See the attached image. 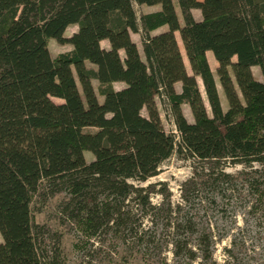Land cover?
Instances as JSON below:
<instances>
[{"label":"trees","instance_id":"16d2710c","mask_svg":"<svg viewBox=\"0 0 264 264\" xmlns=\"http://www.w3.org/2000/svg\"><path fill=\"white\" fill-rule=\"evenodd\" d=\"M175 2L179 15L173 0H0V264H60L57 255L43 261L38 254L31 221L34 196L66 192L62 212L87 240L111 232L122 244L148 248L150 233L139 231L129 202L161 209L150 205V187L131 181L156 176L175 153L201 171L213 170L200 184L209 188L220 179L234 188L226 164L264 168V0ZM135 4L159 10L138 16ZM193 9L200 10V21ZM71 25L77 31L65 37ZM164 26L165 31L151 34ZM130 33L141 35L143 57ZM51 39L72 49L52 57ZM103 40L109 49L101 47ZM207 51L217 62L225 111ZM254 66L263 81L252 75ZM116 82L125 87L115 90ZM157 96L168 104L177 143L162 127ZM183 104L192 123L182 113ZM84 152L93 155L91 162ZM247 186L259 201L264 183L253 178ZM189 213L169 223L175 264L212 257L211 232L203 231L196 242L198 255L190 247L185 234L197 223ZM228 264H239L231 248Z\"/></svg>","mask_w":264,"mask_h":264},{"label":"rangeland","instance_id":"374dc122","mask_svg":"<svg viewBox=\"0 0 264 264\" xmlns=\"http://www.w3.org/2000/svg\"><path fill=\"white\" fill-rule=\"evenodd\" d=\"M135 10L140 16L142 12ZM176 10L179 15L178 8ZM76 31L77 26L71 25L66 29L64 36L69 37ZM132 35L143 57L141 35L139 33ZM176 40L186 69L190 73L178 33ZM104 44L102 47L106 45ZM48 49L51 56L55 57L60 53L70 51L72 47L68 44H58L51 39ZM209 56L211 59L209 66L216 81L222 109L225 111L227 103L215 75L217 62L212 53ZM251 72L256 80L263 81L258 67H252ZM92 84L98 101L102 102L103 98L98 94L97 81L93 80ZM197 84L206 111L210 116V109L199 79H197ZM124 87L125 84L121 82L113 84L115 90ZM175 90L180 91V83L175 85ZM52 100L55 103L62 102L56 98ZM155 102L165 133L174 136V141L177 143L179 134L175 129L165 98L157 96ZM181 110L185 119L192 123L193 118L189 106L183 104ZM141 115L147 116L145 109H142ZM89 131H94V129ZM84 159L89 163L93 160V155L90 152H84ZM197 165L199 164L183 156L179 157L175 153L161 164L156 176L142 183L130 182L138 188L150 187L149 203L161 209L160 212L144 210L133 200L129 202L128 209L135 219L138 218L139 231L150 233L152 245L148 248L144 246V243L140 246L132 245V243L122 244L120 237L114 236L111 232L101 233L97 239L87 240L85 235L78 231L77 226L70 222L62 212L64 203L69 198L66 192L55 195L46 192L44 195L34 196L31 205V221L40 258L45 261L57 255L60 264H175L171 244L173 230L169 223L174 224L178 216L190 210L189 216L197 223L195 231L185 234L192 250L197 254L195 244L203 231L211 232L215 244L210 260L203 261L196 258L191 261L184 260L182 264H200V262L202 264H228V249L230 248L232 253L238 257L239 264H264V194H261L259 201H256L257 196L252 195L247 186L253 178L264 183V168L258 164H253L252 168L232 167L226 164L224 172L232 176L234 188L230 187L228 179H220L214 187L209 188L200 184L208 180L213 170L201 171L200 166ZM196 166L197 174L193 171ZM208 166L204 164L205 168ZM254 170H257V173H254ZM194 183L199 185H196L197 190L194 195H191L190 190ZM184 196L191 200V203L185 201ZM212 200L214 202H211ZM177 206L181 207L179 213L175 210ZM0 243H2L1 236ZM234 243L236 245L232 247Z\"/></svg>","mask_w":264,"mask_h":264},{"label":"crops","instance_id":"0c3cea01","mask_svg":"<svg viewBox=\"0 0 264 264\" xmlns=\"http://www.w3.org/2000/svg\"><path fill=\"white\" fill-rule=\"evenodd\" d=\"M200 1V0H199ZM173 2H174V5H175V8H177L176 7V2H175V0H173ZM134 8L135 9H137V10H139V12H142L141 14H146V13H152V12H155V11H158L159 10V6H145V5H141V6H138V5H134ZM177 11V10H176ZM191 13H192V16H193V18L196 20V21H200L201 20V12H200V10H198V9H193V10H191ZM166 30V27L164 26V27H161V28H159V29H157L156 31H153L151 34L152 35H155V34H159V33H161V32H163V31H165ZM132 34H138V33H130V36H131V39L133 40V35ZM176 34H177V32L175 33V37H176ZM134 41V40H133ZM135 42V41H134ZM106 45H105V44ZM102 44H104L105 46L104 47H102ZM136 44V43H135ZM100 45H101V47L102 48H104V49H109V44H108V41L107 40H103V41H101L100 42ZM136 46H137V44H136ZM137 48H138V46H137ZM139 50V49H138ZM210 53H212L211 51H207L206 52V58H207V61H208V64L209 65H211V59H210V56H209V54ZM119 54L121 55V54H123V52L122 51H120L119 52ZM213 64H214V62H213ZM215 65V64H214Z\"/></svg>","mask_w":264,"mask_h":264}]
</instances>
